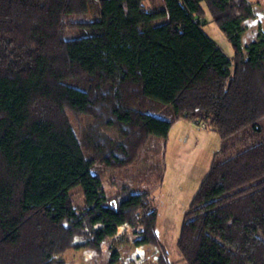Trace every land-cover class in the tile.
Masks as SVG:
<instances>
[{
  "label": "trees",
  "instance_id": "16d2710c",
  "mask_svg": "<svg viewBox=\"0 0 264 264\" xmlns=\"http://www.w3.org/2000/svg\"><path fill=\"white\" fill-rule=\"evenodd\" d=\"M147 1L0 0V264H65L59 255L98 252L123 227L135 245L160 247L150 191L124 184L108 197L92 166L133 165L150 136L167 142L179 119L216 130L220 154L230 140L244 142L215 156L201 180L180 227V260L264 264V138L245 144L264 133V34L241 43L253 6L162 0L153 9ZM206 10L231 59L203 32ZM90 12L98 17L69 20ZM68 114L115 127L120 138L94 132L89 158ZM76 186L82 209L70 194Z\"/></svg>",
  "mask_w": 264,
  "mask_h": 264
},
{
  "label": "rangeland",
  "instance_id": "374dc122",
  "mask_svg": "<svg viewBox=\"0 0 264 264\" xmlns=\"http://www.w3.org/2000/svg\"><path fill=\"white\" fill-rule=\"evenodd\" d=\"M249 1L253 6L255 16L243 22L245 28L241 36L243 47L255 40L259 34H264V0ZM144 4L147 8L153 9L164 7L162 0L161 2L160 0H148ZM86 17L88 20H95L98 13L90 12L87 16H75L69 20L75 22L79 19L86 20ZM164 22V19H157L153 24L158 25ZM201 23L203 32L223 54L231 59L233 48L226 35L211 21L208 10H206ZM75 33L76 30L73 29L69 32L71 35ZM68 118L89 158H94L92 151L87 147L88 138L94 132L106 133L113 139L120 138L115 127L99 126L95 129L93 118L87 115L68 114ZM262 126L264 128V123ZM175 129L171 132L165 156L162 152L163 139L150 136L139 159L133 165L114 169L104 166L95 159L92 166L93 173L101 178L103 193L108 197L117 195L124 184L130 185L133 191L145 188L150 191L151 200L158 213L156 236L160 247L135 245L134 241L137 235L123 227L117 236L106 239L98 252L85 248L69 249L59 255L58 259L65 261V264H160L159 257L163 254L164 256L168 255V263L186 264L180 260L177 239L190 201L201 180L207 174L215 156L217 160L227 158L239 150L244 142L237 143L230 140V144H235V146L220 154L222 142L212 127L199 124L194 125L193 129L186 128V126ZM242 134L240 133L239 136ZM263 138L264 133L251 138L248 136L245 144L251 145ZM144 172L147 173L144 174ZM160 181L161 183H159ZM70 194L74 206L77 209H82L84 197L81 187H74ZM165 250L167 254L164 252Z\"/></svg>",
  "mask_w": 264,
  "mask_h": 264
},
{
  "label": "crops",
  "instance_id": "0c3cea01",
  "mask_svg": "<svg viewBox=\"0 0 264 264\" xmlns=\"http://www.w3.org/2000/svg\"><path fill=\"white\" fill-rule=\"evenodd\" d=\"M194 125H199V124H197V123H195V122H193V121H191V120H188V119H179V120H176L173 124H172V126H171V128H170V130H169V136H168V140H167V142H165V141H163V156H165V153H166V149H167V145H168V143H169V141H170V137H171V132L172 131H174V129L175 128H177V129H179V128H181L182 126H186V128H189V129H193V126ZM201 125V124H200ZM204 126H206V127H209L208 125H204ZM211 127V126H210ZM174 128V129H173ZM173 129V130H172ZM177 129H175V130H177ZM159 183H161V181L159 182ZM158 183V184H159Z\"/></svg>",
  "mask_w": 264,
  "mask_h": 264
}]
</instances>
